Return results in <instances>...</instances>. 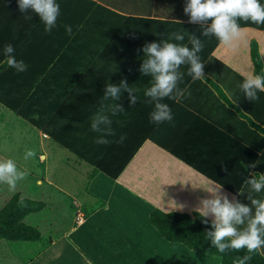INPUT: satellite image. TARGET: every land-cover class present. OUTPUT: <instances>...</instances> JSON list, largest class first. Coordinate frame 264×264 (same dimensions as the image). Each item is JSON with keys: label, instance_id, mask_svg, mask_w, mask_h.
<instances>
[{"label": "crops", "instance_id": "obj_1", "mask_svg": "<svg viewBox=\"0 0 264 264\" xmlns=\"http://www.w3.org/2000/svg\"><path fill=\"white\" fill-rule=\"evenodd\" d=\"M111 1L56 0L60 5L57 27L46 33L38 19L15 50L16 59L23 60L28 70L17 73L6 65L0 72V131L11 125L24 146L17 154L3 153L5 150L0 147V155L24 166L26 162L20 159L25 156L23 151L33 149L36 156L31 159L43 166L42 175L31 172L29 175L34 192V197L29 199L43 203L39 212L30 214L38 240L25 244L34 247L30 256L19 258L12 253L8 255L12 263L8 262L218 264L216 257L191 255L195 252L183 245L165 241L150 224L148 215L155 209L164 213L198 214L200 201L210 198L207 191L212 188L234 201L235 196L217 182H229L227 175L235 170L229 173L225 170L233 157L240 155L246 159L250 151L258 149L251 133L260 132L251 124H261L253 118L261 115L264 122L263 99L247 100L239 87L242 82L236 77L244 79L253 72L250 42L256 44L264 75V25L238 21L244 32L234 46L220 42L215 46L211 56L224 67L216 69L215 63H205L204 67L217 77L210 78L215 87L200 80L204 86L193 83L179 101H162L171 110L173 104L181 102L185 109L183 118L193 122L190 130L187 122H182L181 131L171 140L164 132L165 122L155 124L149 119L154 105L148 102L144 91L151 86V77L140 73L145 57L137 51L147 44L145 40L139 45L130 41L125 46L137 55L136 61H104L91 67L127 18L105 6ZM260 2L264 4V0ZM65 25L71 26V35L66 34ZM116 48L117 45H111L109 50L118 52ZM122 79L134 88L133 94L138 98L132 107L129 93L124 90L120 100L103 101L106 82L118 85ZM110 104H120L126 112L113 117L108 111ZM101 107L112 119L116 133L115 137L105 138L115 141L123 135L122 143L94 142L102 134L90 130V118ZM52 117V132L66 147L42 132ZM153 135L159 143H154ZM4 138L0 134V141ZM43 149L49 150L50 156ZM168 149L187 150L186 160L191 166L172 156ZM228 155L233 157L227 160ZM65 169H77L80 173L75 176ZM111 174L116 177L112 179ZM55 193L64 198L52 206L50 197ZM247 193L250 195L251 191ZM207 219L211 221V217ZM177 245L187 252L183 254L187 262H178L180 253H174L180 250Z\"/></svg>", "mask_w": 264, "mask_h": 264}, {"label": "clouds", "instance_id": "obj_2", "mask_svg": "<svg viewBox=\"0 0 264 264\" xmlns=\"http://www.w3.org/2000/svg\"><path fill=\"white\" fill-rule=\"evenodd\" d=\"M17 5L22 14L29 10L35 13L44 24L46 33L57 27L60 5L56 0H17ZM183 12L188 16L189 23L207 25L202 32L204 37L214 36L221 44L229 47H233L234 42L240 39L244 32L238 21L264 25V4L260 0H185ZM23 18L26 21L32 19L31 15H24ZM64 28L66 34L71 35V26L65 25ZM172 40L176 42L165 40L162 43H147L137 50L143 52L145 57L139 68L140 73L151 77V86L144 91V95L148 102L154 105L149 119L155 124L173 119L171 108L162 101H179L185 95L186 89L178 87L183 79L181 66H188L187 74L193 80L206 79L203 71L205 64L199 55L204 48L202 40L195 35H189L188 43H177L185 40V35L180 32L172 33ZM3 52L10 68L17 73L28 70V65L23 60L16 59L15 48L11 43L4 45ZM239 87L247 100H257L258 93L264 92V75L247 73ZM122 90L129 93V106H134L138 98L133 94L134 88L128 86L126 79H122L118 85L106 82L103 101L120 100ZM108 111L113 117L126 112L120 104H110ZM90 120V130L102 134L96 137V144L122 143L125 139L123 135L115 141L105 138L115 137L116 133L112 128L113 121L105 114L103 107L93 114ZM102 125L104 127H101ZM35 156L36 151L33 149L25 153V159ZM27 175L26 171L18 170L12 159L0 162V183L7 184L11 190L16 188L18 180L25 179ZM210 183L215 184L214 181ZM246 184L250 185L254 192L260 193L264 190V174L246 180ZM207 192L210 198L202 199L197 210L198 214L205 218L203 223L207 224V218L211 217L213 231H208L205 235L219 253H226L229 249H246L248 254L242 259L233 260V264H246L252 259V254L264 249V199L250 198L249 206L238 201L229 202L227 196H221L215 188Z\"/></svg>", "mask_w": 264, "mask_h": 264}, {"label": "trees", "instance_id": "obj_3", "mask_svg": "<svg viewBox=\"0 0 264 264\" xmlns=\"http://www.w3.org/2000/svg\"><path fill=\"white\" fill-rule=\"evenodd\" d=\"M96 1L107 3V0ZM108 4L109 5L105 6L127 15V18L114 33L106 44L105 49L93 62L91 67L95 68L104 61L122 62L124 60L134 62L136 61L137 55L134 56L132 52L125 49V46H129L130 41H132L133 45H139L144 40L146 43L155 41L162 43L165 40L176 42L172 40V33L175 32H180L185 35V40L177 43H188L189 35H195L201 39L204 43V48L202 52L199 53L201 61L204 64L215 63L216 66H218L216 69L224 67L211 56V52L219 41L214 36L204 37L202 35L207 25L191 24L188 22L189 18L183 12L185 0H112ZM24 15H31L32 19L26 21L23 18ZM38 19L39 17L30 10L22 14L18 9L17 0H0V72L7 65L6 57L3 52L4 45L11 43L16 50ZM175 21H180V23ZM127 33H130V35ZM115 42L117 43L114 44ZM111 45H117L118 48H116V50L118 52L112 53L111 50H109ZM107 54L109 55L107 57H111V54L112 57L107 58ZM249 54L252 63V71L255 72V74L263 75L261 62L254 42H250L249 44ZM187 70V65L181 66L180 71L183 73V79L178 84L179 88L186 89L185 95L188 93L189 86L193 85V83H199V85L204 86L200 80H193L192 77L187 74ZM203 71L206 77L205 82L215 87V84L210 78L216 80L217 77H214L207 68H204ZM236 78L240 82H243L242 78ZM219 95L225 97L220 92ZM258 96L260 99H263L261 103H264V92H259ZM197 97H201V94H198ZM229 97L232 96L229 94ZM185 105V108H187L188 104ZM231 105L234 109L238 110L236 105L232 103ZM172 110V123L170 122V125L167 126L165 122L164 126V132L167 138L169 137L171 140L173 135L181 131L179 129L182 122H187V128H189V130L192 129L190 125L193 123L190 119L183 118L185 109L181 106V102L173 104ZM253 118L255 121L257 120L261 123L259 125L255 123L251 124L255 130L260 132L259 135L254 132L251 133L253 135L251 140L257 144L258 149L256 151H250V155L246 157V159H243L240 155L235 157L232 155L233 159L227 163L225 171L229 173V171L231 172V170L234 169V173L232 175L230 173L227 175V177H229V182H224V180L217 182V184H220L224 189L235 196L233 202L238 201L249 206H251L250 198H264V190L260 193H256L251 189L250 185L246 184V180L253 177L258 178L260 174H264V126H262L264 122L262 115L258 118ZM249 122L252 121L249 120ZM52 124H54L53 117L43 127L42 132L59 146L66 147L52 132ZM185 135H187V133H185ZM152 140L154 143H159L155 140V135L152 136ZM253 142L250 144L252 145ZM168 152L172 156L182 160L185 164L191 166L190 161L186 160L188 158L186 154L187 150L176 151L168 149ZM226 157L227 160L232 158L229 155ZM249 172L251 174L248 175ZM110 177L113 179L116 177V174H111ZM247 191H251V194L249 195ZM42 206L43 203L41 201L20 198L17 194L11 196L8 201L0 207V241L6 243L16 242L23 245L35 243L39 237L38 231L33 226L24 223V220L30 214L37 213ZM204 219L205 218L197 213L190 215L176 212L164 213L156 209L151 211L148 215L150 224L165 241L179 243L188 250L198 254L216 257L219 259L218 264H233L234 259H242L244 255L248 254L246 249L240 251L229 249L226 253H219L205 235L206 232L213 231L211 221L208 220V223L205 224L203 223ZM246 264H264V249L260 250L258 253L252 254V259L246 262Z\"/></svg>", "mask_w": 264, "mask_h": 264}, {"label": "rangeland", "instance_id": "obj_4", "mask_svg": "<svg viewBox=\"0 0 264 264\" xmlns=\"http://www.w3.org/2000/svg\"><path fill=\"white\" fill-rule=\"evenodd\" d=\"M0 134H2V136L3 135L5 136V138L0 141V147L5 150L3 153H6V154L20 153L19 149L23 148L24 146H22L21 141L18 138L17 133H15V131H14L13 127H11V125L2 128V130L0 131ZM43 150H45L46 154L48 156H50L49 150H46V149H43ZM0 152H1V150H0ZM23 152L26 153V151H23ZM20 159L22 162H26V164L24 166L17 165V168L19 171H26L28 173V175L26 176L25 179L17 181V186L14 190L9 189L7 184L0 183V207L3 206L8 201V199L15 194L19 195L20 198L34 197V192L31 189V186H33V180H32V176H29V175H30V172L33 174L42 175L43 174V166L40 164H36L31 159V157L28 159H25V156H21ZM5 160H7V159L0 155V162H3ZM65 171L67 173L75 175V176H77V174L80 173V171L77 169L75 171H71V170L69 171L68 169H65ZM68 182H70V181L68 180ZM72 182L73 183L70 182V184L74 185L75 181H72ZM38 191H41V190H38ZM223 194H225V193H223ZM43 195H44V193H43ZM222 196H227L229 202L233 201L232 197L228 196L227 194L222 195ZM59 198L63 199L64 197H62L58 193H55L54 197H50V200L52 202L51 203L52 206H54V204H56L55 201H59ZM46 200H48V199H46ZM56 209L59 210L58 208H56ZM33 216H37V214L33 215ZM24 223H26L27 225L33 226L34 221H33L32 215L26 217L24 220ZM29 245H31V244H29ZM177 246L179 247L177 249H180L179 250L180 252L179 251H175V252L171 251V252H174L177 254L180 253L177 255V257H178L177 260L179 263L187 262L188 259H185L186 257L183 255V254H186L187 252L183 251L185 249L183 247H181L180 245H177ZM33 249H34V247H27L21 243H16V242L6 243L3 241H0V264H10L8 262L9 260L12 263V257L8 256V255H11L12 253L17 254L19 256V258H26V257L31 255L30 252ZM191 255H196L198 257H201V254H197V253H193ZM206 259H208V258H206ZM210 259H213V257H211ZM191 262H193V259ZM190 264H197V263L194 262V263H190Z\"/></svg>", "mask_w": 264, "mask_h": 264}]
</instances>
